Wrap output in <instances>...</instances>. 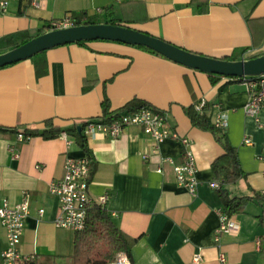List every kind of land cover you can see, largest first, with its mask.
Returning <instances> with one entry per match:
<instances>
[{"label": "crops", "instance_id": "0c3cea01", "mask_svg": "<svg viewBox=\"0 0 264 264\" xmlns=\"http://www.w3.org/2000/svg\"><path fill=\"white\" fill-rule=\"evenodd\" d=\"M33 1H10L7 12L0 14V37L48 31L53 21L66 16L83 15L84 21L103 16L106 23L109 14L205 56L240 60L264 52V0H37L38 7ZM202 100L201 113L211 123L226 114L227 126L221 130L241 172L223 187L230 198L250 199L243 211L231 215L237 226L218 243L213 236L224 200L219 187L210 184H220L212 164L224 149L211 131L190 120L189 109ZM248 100L245 85L235 77L220 76L213 82L209 73L109 40L56 46L1 67L0 206L19 203L25 192L30 202L20 255L38 264H70L74 231L55 226L58 200L49 186L62 178L67 158L86 154L74 132L68 133L70 144L59 134L18 142L16 133H40L51 126L64 131L80 128L87 120L99 121L143 102L165 114L169 129L190 139L198 184L194 197L178 184L173 165L181 164L184 155L174 139L154 147L137 125L125 127L117 137L85 136L94 162L89 194L95 203L107 195L104 207L131 240V264H264V250L256 245L257 238H264V161L259 158L264 111L257 123L244 111ZM39 209L44 210L41 216ZM5 248L0 222V264ZM221 252L224 262L218 258ZM196 253L202 255L199 263L192 261Z\"/></svg>", "mask_w": 264, "mask_h": 264}, {"label": "built area", "instance_id": "2783aa9c", "mask_svg": "<svg viewBox=\"0 0 264 264\" xmlns=\"http://www.w3.org/2000/svg\"><path fill=\"white\" fill-rule=\"evenodd\" d=\"M11 0H0V14L7 12ZM34 6L38 7L39 2L33 1ZM76 19L66 16L60 20L51 23L52 29L69 27L76 25ZM241 80L249 94V100L244 107L245 113L260 123L259 114L264 111V73L237 78ZM204 107V101L194 104V109L201 113ZM84 124V135L86 137L93 136L96 133L109 135L112 137L119 136L125 127L129 125L140 126L143 131L151 138L154 147L166 139H174L182 146L184 161L181 164L173 165L176 180L179 185L183 186L193 197L197 195V180L195 177V158L192 151L191 141L185 136L179 135L177 132L166 126L165 114L151 107H142L136 110H127L118 115V117L104 120H87ZM214 126L217 128H225L227 126V116L220 113L215 121ZM264 127V122L260 124ZM59 136L70 144L72 142L69 134L62 130ZM34 137L29 131H18L16 140L18 142L29 141ZM246 144H250L249 139H245ZM146 156V155H145ZM13 157H17L14 153ZM259 158L264 161V144L261 147ZM170 163L172 161L168 159ZM64 173L61 179L52 181L49 191L58 200L59 213L54 221L58 228L69 229L71 231H81L86 225L88 212L95 203L89 194L90 181V160L87 156L83 158H67L64 162ZM157 172H161V167L157 168ZM211 187L218 188L217 182H211ZM264 195V191L262 192ZM107 195L98 197V204L105 206ZM29 195L24 193L23 199L14 205L4 202L0 206V222L6 232V248L1 254L4 264H15L18 260H30V257H22L19 253L18 246L21 235L24 230L25 221L29 215ZM44 210L39 209L38 214L41 216ZM219 226L214 233V241L219 242L223 234L231 233L237 226L236 221L231 215H228L224 209L218 210ZM256 245L258 249L264 250V238H257ZM219 261H225V255L219 254ZM202 255L196 253L193 255L192 261L199 263ZM112 264H131L130 258L124 252L119 253Z\"/></svg>", "mask_w": 264, "mask_h": 264}, {"label": "trees", "instance_id": "16d2710c", "mask_svg": "<svg viewBox=\"0 0 264 264\" xmlns=\"http://www.w3.org/2000/svg\"><path fill=\"white\" fill-rule=\"evenodd\" d=\"M114 5L106 7V11H110ZM83 15L76 16V25L92 23V20H82ZM106 23L125 26L129 28L136 29L132 27L128 22L122 21L118 18L112 17L108 14ZM49 30V29H47ZM138 30V29H136ZM140 31V30H139ZM46 32L44 29H40L35 32L29 31H18L10 33L0 37V53H4L8 50L18 47L24 42ZM84 41L78 42V44L83 43ZM141 47V46H139ZM148 50L151 53L158 54L151 49L142 47ZM264 52L251 56L254 58L260 55H263ZM159 55V54H158ZM228 60L227 58H223ZM212 78V81H215V78L220 76L209 74ZM137 106L132 109L127 110H136L142 107H150L147 103L137 102ZM107 105L104 104V110L106 111ZM204 108V107H203ZM120 113L108 117L107 115L103 116L104 121L112 120L118 117ZM193 125L211 131L216 139L221 143L224 149V154L216 159L212 167L217 173V180L220 181L218 192L224 200V210L228 215H233L237 212L244 210L245 205L249 202L248 197H232L230 198L227 194V190L224 189L223 183L227 181L235 180L240 176V170L238 162L235 155V150L231 147L225 140V135L222 132L221 128H217L211 123L208 116L204 113L197 112L193 106L188 111ZM62 130L54 128L51 126L49 129L42 132L36 130H30L29 132L33 135H41L44 138H52L58 136ZM67 133L74 132L77 143L83 149L86 156L90 160V170L91 173L94 170V162L90 150L87 147L85 135H84V124L80 126L73 127L72 129H65ZM131 240L117 227V225L112 220L111 215L106 210V208L98 203H94L90 208L86 220V225L83 230L74 232V247L73 253L71 255L70 264H112L116 256L124 252L128 256L130 255ZM15 264H38L36 259L30 260H18Z\"/></svg>", "mask_w": 264, "mask_h": 264}, {"label": "water", "instance_id": "95a60500", "mask_svg": "<svg viewBox=\"0 0 264 264\" xmlns=\"http://www.w3.org/2000/svg\"><path fill=\"white\" fill-rule=\"evenodd\" d=\"M90 40H109L145 47L183 66L218 76L243 78L264 73V54L240 60L214 58L185 50L145 32L109 23H88L48 30L16 48L0 53V68L56 46Z\"/></svg>", "mask_w": 264, "mask_h": 264}, {"label": "rangeland", "instance_id": "374dc122", "mask_svg": "<svg viewBox=\"0 0 264 264\" xmlns=\"http://www.w3.org/2000/svg\"><path fill=\"white\" fill-rule=\"evenodd\" d=\"M104 20L103 16H96L92 19V21L94 23H102V21Z\"/></svg>", "mask_w": 264, "mask_h": 264}]
</instances>
